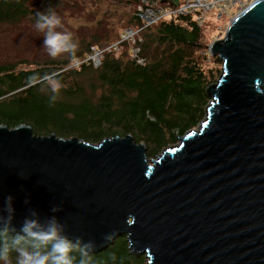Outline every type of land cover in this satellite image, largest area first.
<instances>
[{"label":"water","instance_id":"obj_1","mask_svg":"<svg viewBox=\"0 0 264 264\" xmlns=\"http://www.w3.org/2000/svg\"><path fill=\"white\" fill-rule=\"evenodd\" d=\"M209 50L223 74L206 119L156 159L132 134L91 144L1 125L0 207L13 197L17 229L36 209L92 255L127 237L147 264H264V0Z\"/></svg>","mask_w":264,"mask_h":264},{"label":"trees","instance_id":"obj_2","mask_svg":"<svg viewBox=\"0 0 264 264\" xmlns=\"http://www.w3.org/2000/svg\"><path fill=\"white\" fill-rule=\"evenodd\" d=\"M105 1L135 10L140 2ZM61 5L62 0H0V25L36 23V11L52 9L58 14ZM124 24L137 26L135 11ZM207 27L187 16L147 29L141 45L142 63L133 59L129 46L124 45L120 53L106 54L99 68L88 64L73 67L92 46L106 48L119 39L117 33L105 29L75 40L78 50L74 59L65 54L34 64L27 60L0 63V126L29 125L39 136L78 137L91 144L132 134L146 145L148 158L153 160L206 119L211 103L208 88L223 74L204 68ZM209 56L220 63L219 58ZM54 72L63 85L56 101L50 99L47 85L30 79ZM93 258L96 264L147 262L145 256L132 253L127 237L117 239ZM10 260L16 264L15 252Z\"/></svg>","mask_w":264,"mask_h":264},{"label":"clouds","instance_id":"obj_3","mask_svg":"<svg viewBox=\"0 0 264 264\" xmlns=\"http://www.w3.org/2000/svg\"><path fill=\"white\" fill-rule=\"evenodd\" d=\"M35 16V28L44 33L43 47L48 55L57 58L68 54L74 59L78 42L71 32L57 31L62 27L60 16L52 9L36 11ZM58 75L54 72L30 79L47 85L52 93L50 99L56 101L63 87ZM59 211L58 207L51 208L52 213ZM14 220L13 197L8 196L0 207V261L4 264H11L13 252L17 254L16 264H96L92 255L96 249L95 242H86L82 236L69 235L67 225L56 215L41 216L36 209H29L19 229ZM110 238H113L112 234L104 237L105 240Z\"/></svg>","mask_w":264,"mask_h":264},{"label":"rangeland","instance_id":"obj_4","mask_svg":"<svg viewBox=\"0 0 264 264\" xmlns=\"http://www.w3.org/2000/svg\"><path fill=\"white\" fill-rule=\"evenodd\" d=\"M59 9L61 12L58 15L62 20V27L58 28L57 31L71 32L76 41L83 37L88 38L101 29L109 31V34L110 32L111 34L117 33V37L120 36L128 28L124 21L133 16L135 11V8L128 9L105 0H62ZM35 24L25 22L18 26L0 25V63H18L21 60H27L28 63L34 64L64 57L65 54L57 58L48 55L47 49L43 47L44 33L38 31ZM229 25L230 18H223L222 21H218L214 16L205 25L208 27L205 30L204 39L206 48L202 54L206 60L204 68L207 72L213 69L218 76L220 72H223V62L219 59L220 63H218L217 60L214 61L209 56V46L225 37Z\"/></svg>","mask_w":264,"mask_h":264},{"label":"built area","instance_id":"obj_5","mask_svg":"<svg viewBox=\"0 0 264 264\" xmlns=\"http://www.w3.org/2000/svg\"><path fill=\"white\" fill-rule=\"evenodd\" d=\"M252 0H140L135 10L137 26L125 29L119 39L106 48L92 46L83 61L74 63L73 67L83 64L92 65L94 68L102 66L106 54L120 53L124 45H128L133 59H140L143 33L161 23L177 21L181 17L192 16L200 27L205 26L215 17L222 21L230 18L231 22L244 11ZM209 55L210 50H209Z\"/></svg>","mask_w":264,"mask_h":264}]
</instances>
